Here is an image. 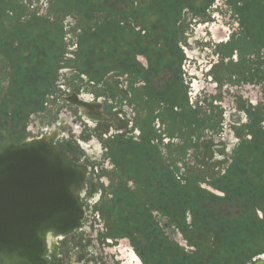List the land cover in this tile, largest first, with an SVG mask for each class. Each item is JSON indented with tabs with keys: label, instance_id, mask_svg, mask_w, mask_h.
I'll list each match as a JSON object with an SVG mask.
<instances>
[{
	"label": "flooded vegetation",
	"instance_id": "flooded-vegetation-1",
	"mask_svg": "<svg viewBox=\"0 0 264 264\" xmlns=\"http://www.w3.org/2000/svg\"><path fill=\"white\" fill-rule=\"evenodd\" d=\"M50 6H52L51 3ZM182 23L181 20L178 23V28ZM200 30H202V26L197 31L200 32ZM68 33L71 35L70 32L66 31V34ZM77 34L79 33L73 32V36L77 39L75 46L78 47ZM180 34L178 38H180L182 44ZM212 38L219 44L217 50L221 46L216 51L219 60L210 70V76L216 83L214 91L217 95L210 93V101L200 100L202 103H189V97L186 101L193 110L201 108L206 111L207 115L212 113L211 105L218 107L222 112L221 128L218 131L213 128L214 123L210 120L199 128L197 121L188 115L190 113H185V117L188 121L190 119L192 123L182 129L181 119L184 116V110L178 104L185 100L181 95L182 86L178 83L175 87L169 85L178 70L179 76L186 86V93H188L189 86L185 84L183 77L187 72L185 65L192 55L202 56L197 50L190 52L182 46L183 44L180 45L183 59L177 69H175L176 67L174 69L165 67L160 70V73L152 77L148 57L142 53H136V61L140 66H135L134 60L129 59L126 66L122 64L123 66L115 65L112 67L109 72L115 73L114 77L117 84L114 86L112 79L110 80L111 87L102 82L104 85L102 94L89 90L85 92V89L89 87L88 84H100L101 82L98 83L97 81L101 79H97V81H95V78L90 79L81 69L76 68L78 66H70L71 64L61 61L59 70L71 72L70 77L68 79L61 77L63 83H60L61 88L57 91H53V86L49 90L44 101H51L48 104L50 108L37 112L42 114L37 120L35 117L34 129L32 130L38 134V137L43 135L54 137L57 147L66 152L76 164L84 166L89 171L86 189L82 195V200L85 202L82 226L69 236L58 240L59 252L64 262L69 264H104V262L111 264L114 259L109 254L108 249L111 244L120 241L121 237L118 234L126 230L124 228L127 220H123L120 216L125 214L124 207L127 208L126 214L131 217L132 223L139 218L144 224L149 223V228L154 229V231L158 227L160 231H163L164 236H168L170 239L172 237L169 230H172L174 236L176 235L175 231H177L178 235L182 237L180 227L170 222L164 209L151 207L150 200L154 198L151 196L150 199V196L144 190L146 188L145 184L142 185L140 181L142 173H145L141 167H145L147 172L162 167L159 171L162 182L165 180L167 168L173 170L178 176H188L193 171L201 172L200 170L203 167L202 158L201 155L197 154L195 148L188 149L186 165L181 160H176L174 163L171 160L177 157L178 146L184 143L182 133L190 135L194 140H197L198 134L202 133L203 137L200 143L211 144L213 150L210 164L213 165L214 172L224 175L233 162L234 152L243 137L248 140L252 138L247 127L252 122L248 107L253 106L260 109L264 117V103L261 105L248 104L245 110L247 118L244 115L241 118L236 115L230 116L231 112H225L223 109L222 98H224L225 91L221 90L226 85L227 93H229V87H242L247 83L251 84L253 81L264 84V66L261 67L263 72H251L249 74L253 77L245 75L239 83H232L229 68L231 58L225 56V47L232 38L226 39V31H222L219 27H213ZM192 42H194V39H192ZM81 53L78 48H75L72 51H63L61 54L67 60L75 59L73 62H77V58ZM235 53H238V51H235ZM236 60L238 61V59ZM4 63L3 61L0 68L4 67L6 71L7 67L8 71L11 72V67ZM64 64L66 66H63ZM216 67L217 70H215ZM216 71L220 76L219 79L215 77ZM162 74L168 76L167 87L156 89V78ZM11 79V77H8L7 82L6 80L3 81V86H9ZM120 79L122 80L120 81ZM176 80H178L177 77ZM0 82L2 83V81ZM80 85H83V87H79ZM116 90L119 91L118 94ZM218 95L222 97L220 98ZM176 96H178L177 101L174 99ZM242 98L243 96L240 95L239 99ZM262 98L264 99V94ZM173 102L176 104H174L172 111L170 104H173ZM202 116L204 115L202 114ZM212 118L214 117L212 116ZM236 121L240 123V130L236 131L237 143L235 144L233 142L234 136H231L228 127ZM263 122L264 120L262 121L264 127ZM224 132L226 143L217 146L215 139L221 138ZM134 145H136L135 148H133ZM231 145V154L217 151L218 148L228 152L227 147H231ZM129 146H132V149L136 150L137 154L145 160L143 163L140 161H136L137 163L135 161H132V163L124 162L125 154L126 157L129 155V151H127ZM204 149V146H202L199 153H203ZM219 157H222L220 159L223 160H220ZM210 180L209 177L207 182H200L201 187L216 195L224 196L223 192L208 183ZM142 206L146 208V211L138 209ZM132 207L137 208L133 209ZM191 222L189 223L191 224ZM166 233L168 234L166 235ZM178 235L174 237L173 241L183 247L184 245L177 241ZM127 237L133 250L125 242H122L119 249L127 258V262L123 264H139L140 261L143 263V257L135 244L136 236L128 235ZM96 257L101 260L95 262ZM259 259L254 260L255 264Z\"/></svg>",
	"mask_w": 264,
	"mask_h": 264
},
{
	"label": "rangeland",
	"instance_id": "rangeland-1",
	"mask_svg": "<svg viewBox=\"0 0 264 264\" xmlns=\"http://www.w3.org/2000/svg\"><path fill=\"white\" fill-rule=\"evenodd\" d=\"M170 1L173 0H167V3ZM182 1L185 3V9L183 10L184 15L182 19L183 23L176 30L179 31L178 35L179 33L182 34H180V36L183 45L180 43L178 35L175 36L176 34H173V38L177 37L176 41L179 47L182 45L190 52L197 50L199 54L202 55L201 57L195 55L191 56L185 65V69L187 70L186 75H183L185 84L189 86L188 93H186V96L189 97V103H202L200 100L210 101V93L217 95L215 93L216 91H214L216 83L210 76V70L219 60L216 51H218L221 46H219L218 50L216 49L219 44H217V42L212 38L213 27H219L222 31H226V39L230 37L236 38L235 36L237 34L243 32V28L250 31L252 30V40L255 38L256 43L260 44L263 49L264 26L262 23L264 22V1L231 0L232 2H237L239 7H243V12L240 15L241 19L239 14L236 12L234 13V10L230 6L228 0H214V3H212L209 9L196 13H194L193 10H195V8H200L201 6L205 7L207 0ZM80 2L81 5L79 4ZM50 3L52 6H50ZM58 3H54V0H24V5H22L20 4V0H0V66L3 65L4 61L7 66L12 69V71L9 72L7 67L6 71L4 67L0 68V81H2V83L0 82V149L6 141L19 138L20 140H24L29 137H38V134L32 130L34 129L33 124L35 117L37 120L42 114L37 112L50 108L48 104H50L51 101H27L26 97L30 94V91L24 90L25 95L22 96L20 91L15 90L17 89V85L22 77H24V81L31 80L30 82L26 81L24 84L28 89L38 85V87L33 88L31 92H33V95H40L43 90L41 86H43L45 78L49 77V75H51L55 70L54 68L56 63L61 65V61H64L71 64L70 66H78L75 67L78 68V70L81 69L82 72L90 79L95 78V81H97V79H101L97 81L98 83L101 82L100 84H88L89 87L87 88L89 89L86 88L85 92L89 90L91 92L93 91L95 93L98 92L99 94H102V89H104L102 82H105L107 86L111 87V79L113 85L116 86L117 81L114 77L115 73H106V71L102 69L98 72L92 70L93 68L90 70L87 65L81 66L80 57L77 58V62H73L75 59H71L69 61L66 57L57 59L56 55L63 52L61 48L65 49V52L66 50L72 51L75 50V48H78L75 46L77 39L73 36V32L80 33V30L83 27L87 28L88 35L85 36L84 41L88 40V45L91 48H94L91 49L88 54L93 56L96 54L111 55L114 58L113 64L121 66L124 65V58H121L123 56L121 53L124 52L122 51V47H126L123 44H120L122 36L125 35V37H130V42L134 41V43H136L139 38V32H141L143 36H147V44L150 43L151 45L154 44V39L158 40L160 38L161 34L159 36H156V34L158 32H164L161 27H157V25L153 22L155 18L154 15L159 14L157 8L159 6L155 0H58ZM69 3L70 5H75L76 7L82 9L75 8L73 12H70V10L66 12V8L70 7ZM25 5L27 7H25ZM167 5L169 4H166V8L168 9ZM147 9L148 14L144 16L145 18H142ZM129 11L134 12L133 14L136 15L137 19L140 21L143 20V23L139 25L136 24L135 20L132 19V13ZM162 17H166V14L163 13ZM101 21H113L115 26L116 24H119L117 32L113 38L108 36L106 31H104V33L100 32L101 34L98 32L100 29L97 26H99L98 24ZM163 22L166 24L163 28L165 30L170 29V31L162 34L165 38H161L162 41L160 43H155L159 46H168L172 41V27L169 21ZM242 24H244V26H242ZM103 25L105 24L103 23ZM200 26H202V30L198 32L197 30ZM119 29L126 30L124 31V35H122L123 31ZM66 31L70 32L71 35L68 33L65 34L64 38H62V34L66 33ZM99 35L100 38H98ZM192 39H194V42H192ZM63 42L65 44L64 46ZM82 54H86V52H83ZM161 54L162 58L166 61H178V57L171 53V51H164V55L162 52ZM238 54L239 53H235L232 56L235 62H237L236 59L240 60ZM260 55H263V52ZM249 59L251 62L250 64H259L257 56H250ZM73 63L75 64L73 65ZM18 66L24 67V71L26 72L24 75H21V72L18 71L16 74H12ZM63 66H66V64ZM251 68L256 70L251 71L252 73L257 72L258 67L256 65L253 64ZM219 70L221 71L222 69L220 68ZM57 73L58 76L54 82L52 88L53 91H57L61 88L59 85H61L60 83H63L62 78L64 79L66 77L68 79L71 74V72L64 70H58ZM246 75H250V77L252 76L251 74ZM8 77L12 78L11 83H9V86L4 87L3 81L6 80L7 82ZM36 78L38 81H36ZM121 80L122 79H120V81ZM167 82L168 76L162 74L156 78V89L166 88ZM173 85L175 87L177 83H173ZM10 87H12V90L8 91L7 88ZM79 87H83V85H80ZM221 91H225L223 95L224 98H222V106L225 112H234L235 114L241 113L246 118L247 112L245 110L248 104L251 103L253 105H261L264 103V99L262 98L264 94V84L259 82L253 81L251 84L247 83L242 87L231 86L228 88L229 93H227V86L225 85V87H222ZM116 92L118 94L119 91L116 90ZM240 95L243 96L241 100L239 99ZM219 97L221 98L222 96ZM174 99L177 101L178 96ZM178 109L180 108L178 107ZM32 113L36 114L33 115ZM231 125L232 126L228 127V131H230L231 136H234L233 142L236 144V131L240 130V123L236 121L235 123H231ZM224 136L225 132L222 134L221 138L215 139L218 144L217 146H222L226 143ZM1 151L2 150H0V152ZM127 151H129V155L126 157L125 154L124 162L135 161V163H137L136 161H140L143 163V161H145L142 158L140 160V157L132 154L130 150ZM137 157L139 158L137 159ZM220 158L222 157H219V159ZM173 175L176 180L180 182L183 187H185V189H182L183 191L181 194L184 195L186 199L191 197V194L194 193L196 189L192 183L186 184L185 178L187 176H178L176 173H173ZM169 188L171 189V192L176 189L172 188V186H169ZM257 212L259 219H262V212L260 210ZM198 214H200V211ZM191 217L192 213L189 210L186 213L185 222L190 224L189 222L192 220ZM200 228L201 227H198L199 231ZM246 229L249 230L247 234L239 232L233 235V238H228L226 235L223 241L214 242L210 248L206 242L202 240L204 238V233L202 232L200 234V237L202 238H196V241L199 244L205 243L204 245L207 251L204 252V257H196V264H255L254 260L259 259L260 256L264 255V225L260 224L257 227L255 226L251 229ZM169 232L171 233V240H174V237L178 235L177 231H175V236L173 235L172 230H169ZM167 234L168 233H166V235ZM118 235L121 237L120 241L115 242V244H111L108 249L109 254H111L114 259L111 264H123L127 262V258L119 249L122 242H125L133 250L128 241V232L120 233ZM156 235V239H159L160 236H164V233L161 230ZM181 235L182 237L178 235L179 238H176L177 241H180L187 251H195L196 248L189 246L182 233ZM147 244L148 245L144 246L145 249L149 250L150 246L151 248L155 247V243H153L152 239H150ZM155 249H158V247L156 246ZM146 257L156 264L154 257L149 255H146ZM95 260V262H98V260L101 259H97L96 257ZM142 260L143 263L140 261L139 264H146L143 258ZM104 264L106 263L104 262Z\"/></svg>",
	"mask_w": 264,
	"mask_h": 264
},
{
	"label": "trees",
	"instance_id": "trees-1",
	"mask_svg": "<svg viewBox=\"0 0 264 264\" xmlns=\"http://www.w3.org/2000/svg\"><path fill=\"white\" fill-rule=\"evenodd\" d=\"M23 1L24 0H20V4L24 5ZM155 2L159 6L157 7L159 14L154 15L155 18L153 22L157 25V27H161V29L164 31L163 33L170 31V29L165 30L163 28V26L166 25L163 21L170 22L172 27V41L170 45H156V43H160L162 41L161 38H165L163 37L162 32H158L156 34V36H159L161 34L160 38L158 40L154 39V44L150 45V43L147 44V36H143L141 32H139L138 41L134 43V41L130 42V37H125V29H119L123 31L122 35H124L121 37L120 44L126 46L122 47V51H124L123 53H121V55H123L121 58H124L123 64L126 66L128 65V60L133 59L134 65L140 66L139 63L136 61V53H142L146 55L150 61L151 77L160 73V70L165 67L172 69L176 67L175 69H177V66H179L180 61L183 59V53L180 47L177 45V37L173 38V34H176L175 36L178 35V31L176 29L178 28V23L183 19V10L185 9V3L182 0H173L168 3L167 0H155ZM228 2L233 8L234 13L236 12L237 14H239L240 17L243 12V7H239L237 5V2H232L231 0H228ZM54 3H58V0H54ZM212 3H214V0H207L205 7L201 6L202 8H195V10L193 11L194 13H196L204 11L205 9H209ZM79 4L81 5V2ZM166 4H169L167 5L168 9L166 8ZM25 7L27 6L25 5ZM75 8L79 7H76L75 5H70L69 8H66V12L68 10H70V12H73ZM129 12L132 13V19L135 20L136 24L139 25L143 23V20L140 21L137 19L136 15L133 14L134 12ZM146 12H144L142 18H145L144 16L148 14V9ZM163 13L166 14V17H162ZM103 23L105 25H103ZM98 25L99 26L97 27L100 29V31H98L99 33H104V31H106V33H108V36L113 38L115 36V33L117 32V27L119 24H116L115 26L113 21H101ZM262 25L264 26V22L262 23ZM242 26H244V24H242ZM87 30V28L83 27L80 33L77 34L78 50L82 53L86 52V54L81 53L79 55L80 65H87L90 70L93 68L92 70L98 72L102 69L105 70L107 73L112 69V67L115 66V64H113L114 58L111 55L96 54L93 56L88 54L91 49L94 48H91L88 45V40L84 41L85 36L88 35ZM251 31L243 28V32L237 34L235 36L236 38H232L230 43L227 44L225 47V56L231 58L229 68L232 83H239L245 77L246 74L251 73V71L254 70L251 68L253 64L258 67L256 73L263 72L261 71V67L264 66V47L262 49V46L256 43L255 38L254 40H252L253 35L251 34ZM65 34L66 33L62 34V38L65 37ZM98 38H100V35ZM64 45L65 44L63 42V46ZM61 50L65 51V49L62 48ZM164 51H171V53L175 54V56L178 57V61L176 62L175 60H164L161 54L162 52L164 55ZM235 51H238L240 57V60H238L237 62H235L232 58ZM262 52L263 55H260ZM56 56L57 59L62 58V54ZM250 56H257L259 59V64H250ZM60 67V64H55V70L53 69L54 71L52 72V74L49 75V77L45 78L43 86H41L43 90L41 89L42 91L40 95H33V92H31L32 89L38 87V85L29 89L24 85L26 81H31H24V77H22V79L19 81L17 89L15 90L20 91V94H22V96L25 95L24 90L30 91V94H28V96L26 97L27 101H44L46 95L49 93V90L52 88L54 82L57 79V72ZM16 68L17 69L14 71V74H16L17 71L21 72V75H24L26 73L24 71V67L18 66ZM215 70H217V67ZM179 74L180 73H178L177 70V73L175 72V76H173L174 79L171 80V83H169V85L174 87L173 83H178L180 86H182L181 95L182 98L185 100L178 103L184 110V116H182L181 119L182 129H185L186 126L192 123L190 119L188 121L187 117H185V113H190L188 115H190L193 120L197 121V123L199 124V128L202 124L210 120L214 123L213 128L218 131L221 128L220 124L222 112L219 111L220 109L214 105H211L212 113L210 115H207L206 111H203L201 108L193 110L190 107L188 101H186V87L183 84V80H181ZM176 77L178 80L175 79ZM215 77L217 79H219L220 77L217 71L215 73ZM36 81H38L37 78ZM11 88L12 87L8 88L7 90H12ZM9 95L12 96L11 94ZM174 104L176 103L173 102V104H170V108L172 111ZM248 112L252 117V122L247 127L249 129L250 134L252 135V138L248 140L243 137L241 143L237 146L234 152V160L229 166L226 174L224 175H220V173L214 172V167L212 164H210V160L212 159L213 155L211 144L200 143L203 134L199 133L197 140H194L193 137H191L190 135L182 133V140H184V143L178 146L177 157L175 159L173 158L171 162L174 163L176 160H181V162L186 165L188 149L195 148L196 152H198L197 154L201 155V163L203 165L202 170H200L201 172L193 171L187 177L185 176L186 184L192 183L196 189L194 193L191 194V197H188L186 199L185 196L181 194L183 191L182 189H185V187H183L180 182L176 180L175 176L173 175V170H170L169 168L166 169V177L165 180L162 182V179L159 176V171L162 169V167L160 169H156L155 171L149 170L148 172L146 171L145 167H141L145 173H142V179L140 181L142 185L145 184L146 188L144 190L146 191L148 196H150V199L151 196L154 198L153 200H150L151 207H160L164 209L166 215L170 219V222L173 224L175 223L180 227L184 238L188 241L189 246H193L196 248L195 251H187L184 247L171 240L168 236H160L159 239H156L155 235L159 233V228L157 227V230L154 231V229L149 228V223L144 224L139 218H137V220L132 223L131 217L126 214L127 208L124 207L125 214H121L120 216L123 220H127V222L125 223L126 227L124 228L126 230H123L122 233L128 232V235L136 236L135 244L138 246V251L143 257L146 264H155V262L149 260L146 255L154 257L156 264H196V257H204V252L207 251V249H205V243L199 244L196 241V238H199L202 232L204 233V238L202 240L206 242V244L210 248L212 247L211 245L214 242L223 241L226 235L228 236V238H233V235L239 232H244V234H247L249 230L246 228L251 229L255 226L257 227L260 224L264 225V127L262 126V121L264 120V117L263 112L260 109L254 108L253 106L248 107ZM202 114L204 116H202ZM212 116L214 118H212ZM21 141L22 140H20V138L6 141L2 145L0 150H2L5 146L11 143H19ZM202 146H204L205 148L204 152L199 153V151H201L200 148H202ZM135 147L136 145L133 146V148ZM128 148L130 150L132 149V146H129ZM130 151L135 156H139L136 150L134 151L132 149ZM139 157H137V159ZM139 159L141 160V157ZM130 163H132V161H130ZM209 177L211 180L208 183L212 185L215 189L223 192L224 196L216 195L211 191L201 187L200 182H207V178ZM169 186H172V188L176 189L171 192ZM136 208L137 207L133 209ZM138 209H144L146 211V208L143 206L138 207ZM189 210L192 213L191 224L185 222L186 213ZM258 210H260L263 214L262 219H259L258 217ZM199 211L200 214H198ZM138 216L143 217L142 215ZM198 227H201L200 231L198 230ZM150 239H152L153 243H155V247L157 246L158 249H155V247L151 248V246L149 250L144 248L145 245H148L147 243Z\"/></svg>",
	"mask_w": 264,
	"mask_h": 264
},
{
	"label": "water",
	"instance_id": "water-1",
	"mask_svg": "<svg viewBox=\"0 0 264 264\" xmlns=\"http://www.w3.org/2000/svg\"><path fill=\"white\" fill-rule=\"evenodd\" d=\"M227 148L217 151L231 154L232 145ZM88 173L51 136L0 152V264H69L58 240L82 226ZM259 258L256 264H264V255Z\"/></svg>",
	"mask_w": 264,
	"mask_h": 264
}]
</instances>
